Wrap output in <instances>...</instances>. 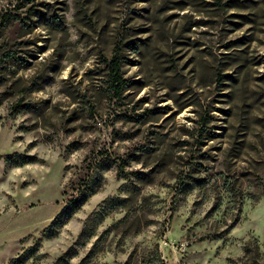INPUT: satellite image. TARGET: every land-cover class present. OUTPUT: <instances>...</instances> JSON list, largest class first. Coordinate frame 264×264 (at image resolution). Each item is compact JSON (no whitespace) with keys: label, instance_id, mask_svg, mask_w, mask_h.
Here are the masks:
<instances>
[{"label":"rangeland","instance_id":"1","mask_svg":"<svg viewBox=\"0 0 264 264\" xmlns=\"http://www.w3.org/2000/svg\"><path fill=\"white\" fill-rule=\"evenodd\" d=\"M156 251L264 264V0H0V264Z\"/></svg>","mask_w":264,"mask_h":264},{"label":"trees","instance_id":"2","mask_svg":"<svg viewBox=\"0 0 264 264\" xmlns=\"http://www.w3.org/2000/svg\"><path fill=\"white\" fill-rule=\"evenodd\" d=\"M126 86V81L122 74V61L121 58L116 55L109 65V76H108V93L112 98H121ZM154 258L149 264H166L160 256L159 252L156 251Z\"/></svg>","mask_w":264,"mask_h":264}]
</instances>
